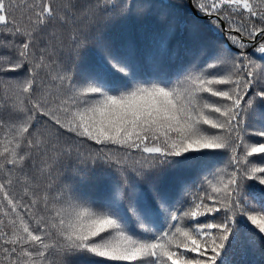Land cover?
Returning a JSON list of instances; mask_svg holds the SVG:
<instances>
[{
	"label": "snow or ice",
	"instance_id": "snow-or-ice-1",
	"mask_svg": "<svg viewBox=\"0 0 264 264\" xmlns=\"http://www.w3.org/2000/svg\"><path fill=\"white\" fill-rule=\"evenodd\" d=\"M14 7L13 0H0V28L6 29L0 33V57H9L0 63V78L23 69L18 77H6L17 81L9 85L15 90L13 115L0 117V129L11 133L0 140V213L11 226L10 233L4 231L0 220L6 264H53L51 256L59 258L55 264H77L82 256L100 258L94 264H232L233 251L246 254L253 246L241 237L240 217L264 241V215L249 214L264 212V196L255 201L257 189L264 194V158L249 159L264 157V65L242 51L254 42L253 51L264 61V9L258 11L252 0H195L213 27L222 31L227 26L235 33L227 49L204 42L201 25L193 21L192 47L185 49L191 57L175 76L161 67L144 77L131 51L106 45L97 66L81 70L79 79L71 68L52 76L64 86L63 93L52 96L41 75L56 64L50 42L55 33L47 29L67 23L75 5L60 14L53 0H34L26 29L17 26ZM84 14H89L87 7ZM168 15L165 35L175 32ZM258 112L261 126L249 133L247 119ZM42 124L55 129L56 141L67 135L69 142L58 148L39 139ZM246 135L261 139L249 144ZM83 141L99 146L89 153L90 167L101 165L115 178L103 198H85L73 183L42 198L27 186L22 196L9 195L13 173L24 171L33 151L47 156L51 166L73 152L82 156ZM225 161L230 172L222 169ZM81 174L88 173L78 169ZM173 174L179 179L170 194L156 178L164 181ZM140 180L148 183L150 199L136 194ZM48 187L51 191V183ZM186 191L195 194L186 196ZM25 198L28 202L22 203ZM38 204L40 212L34 214Z\"/></svg>",
	"mask_w": 264,
	"mask_h": 264
},
{
	"label": "trees",
	"instance_id": "trees-1",
	"mask_svg": "<svg viewBox=\"0 0 264 264\" xmlns=\"http://www.w3.org/2000/svg\"><path fill=\"white\" fill-rule=\"evenodd\" d=\"M200 2L207 4L208 0H200ZM33 3L34 0H13L15 22L21 29L30 27L28 22L29 8ZM162 3L172 5V7L163 9L160 7ZM252 3L258 11L264 9V0H252ZM153 4L156 7H150ZM70 5H75V7L71 8L72 14L67 17V23L56 22L50 24L47 29L49 33H55L54 37H50V42L56 51L54 57L56 64H53L48 72L41 75L45 80V91L51 93L52 96L64 91V86L60 84L58 79L53 80L52 76L58 77L63 74L64 69L71 68L75 72L73 78L79 79L81 70L97 66L99 52L106 45L120 48L126 52L131 51L140 74L144 77L155 75L157 69L161 67H163L165 75L175 76L191 57V53L185 52V49L192 47L189 37L191 22L195 21L201 25V38L204 42L219 43L225 49L231 45L229 36L235 34L230 33L227 26H222V31L213 27L209 23V18L197 11L195 0H53V6L60 14H63L66 6ZM129 5L131 7H128ZM86 7L89 9L88 15L84 14ZM168 14H171L174 21L175 32L174 34L165 35L169 20ZM89 16L92 18L89 19ZM4 32H6V29L0 28V33ZM162 38L164 40L163 46L160 43ZM77 41L82 42L83 46L78 45ZM252 43H249V46L242 51L246 55L252 56L258 64L264 65V61L259 60L260 54L253 51ZM8 47H11V45H8ZM8 59L7 56L0 57V63H6ZM57 68H59V71H57ZM22 73L23 69L20 72L5 73L4 78H0V117L5 120H10L13 115L9 109L15 99V90L9 85L17 83L16 80H7L6 77H18ZM117 82H119L118 78ZM25 104H27V101H25ZM260 112H264V109H261ZM260 122L261 115L259 112L254 116L250 115L247 119L249 133L259 128L261 126ZM6 135H11L7 132V128L0 129V140H3ZM54 136L55 129L50 124H42L36 132V137L43 141L51 140V143L56 144L58 148L69 142L67 135H61L59 141H56ZM260 139L252 135L245 136V140L249 144ZM98 147L91 142L83 141L79 149L80 153L83 154L82 156H78L76 152H73L70 157H60L58 162L51 166L47 156L38 150L33 151L31 153L32 160L31 162H25L24 171L13 173V185L9 189V195L18 198L23 195L27 186L30 194L35 191L36 195L42 198L46 192L51 196L55 194L56 189L60 186L73 183L85 198L97 200L103 198L115 178L106 175V169L101 165H97L94 170L90 167L89 153L94 154ZM48 148L49 155H52L50 145ZM242 152L243 149L241 148L238 154H242ZM133 156L138 158L136 153H133ZM262 158H264L262 155H254L249 159L253 163H257ZM78 169H85L88 174L77 176ZM222 169L230 172L232 166L225 161ZM49 173L52 174L51 181L49 180ZM221 174H223V171ZM178 179V175L173 174L164 181L156 178V183L162 185L170 194H175V185ZM49 183H51V191H49ZM138 183L140 188L136 194L143 192L150 199L151 192L148 183L144 180H140ZM246 184L255 187L253 181H247ZM194 194L193 191L185 192L186 196ZM126 195L133 196L134 194L128 192ZM262 196L264 194L259 193L257 189L255 201H260ZM27 202V198L22 201V203ZM249 203H252L255 207L252 200ZM176 206L179 208L181 205L178 202ZM40 207L41 205L38 204L37 208L33 209V213H39ZM249 214L262 216L264 212L257 211ZM200 219L203 220L206 217ZM0 220L4 221V231L10 233L11 226L8 224V217L0 213ZM185 223H187V220ZM237 227L241 237H246L248 241L252 242L253 246H246V254L233 251L232 264H264V241H260L258 230L243 217L238 218ZM58 259L57 256L50 257L53 264ZM99 259L82 256L78 258L77 264H94ZM0 264H6L2 249H0Z\"/></svg>",
	"mask_w": 264,
	"mask_h": 264
},
{
	"label": "water",
	"instance_id": "water-1",
	"mask_svg": "<svg viewBox=\"0 0 264 264\" xmlns=\"http://www.w3.org/2000/svg\"><path fill=\"white\" fill-rule=\"evenodd\" d=\"M191 1V0H190Z\"/></svg>",
	"mask_w": 264,
	"mask_h": 264
}]
</instances>
